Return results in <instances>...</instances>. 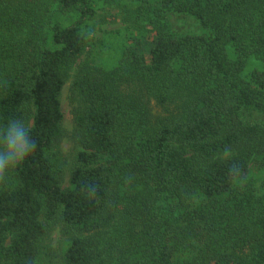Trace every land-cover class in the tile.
Segmentation results:
<instances>
[{
  "label": "trees",
  "instance_id": "16d2710c",
  "mask_svg": "<svg viewBox=\"0 0 264 264\" xmlns=\"http://www.w3.org/2000/svg\"><path fill=\"white\" fill-rule=\"evenodd\" d=\"M110 3L131 16L96 40ZM89 51L65 187L62 93ZM256 115L264 0H0V127L37 143L0 185V264H44L54 225L64 264H264Z\"/></svg>",
  "mask_w": 264,
  "mask_h": 264
},
{
  "label": "rangeland",
  "instance_id": "374dc122",
  "mask_svg": "<svg viewBox=\"0 0 264 264\" xmlns=\"http://www.w3.org/2000/svg\"><path fill=\"white\" fill-rule=\"evenodd\" d=\"M53 8L51 9V11ZM131 16V12H127L125 8L116 4L110 3L105 5L103 9L98 11L97 17L99 22V28L96 33V40L100 39L105 32L113 31L124 27L127 22L126 17ZM173 27L176 31L181 33H190L195 31L196 27L192 23L181 16L173 17ZM91 59L90 51L87 52L75 65L70 77L67 79L62 93V108L64 112V128L65 136L61 143V148L66 157V171L64 173V186H68L71 169L74 166L75 156L81 150V147L75 136V123H74V106L75 98L72 95V84L75 76L78 72L80 65L86 60ZM251 120H262L263 116H253ZM255 173V172H254ZM264 173H259L262 176ZM257 175V174H256ZM258 184H260L258 182ZM63 229L60 225H54L52 228L47 243L52 248V253L46 255L44 264H64L63 254L66 248L67 236L63 234Z\"/></svg>",
  "mask_w": 264,
  "mask_h": 264
},
{
  "label": "clouds",
  "instance_id": "9594fccd",
  "mask_svg": "<svg viewBox=\"0 0 264 264\" xmlns=\"http://www.w3.org/2000/svg\"><path fill=\"white\" fill-rule=\"evenodd\" d=\"M37 147L30 135V126L21 119H12L0 127V185L7 182L9 174L22 164ZM90 195L95 187L88 189Z\"/></svg>",
  "mask_w": 264,
  "mask_h": 264
}]
</instances>
